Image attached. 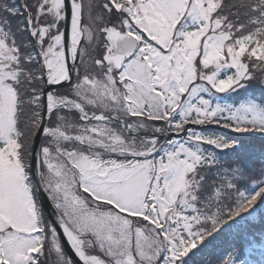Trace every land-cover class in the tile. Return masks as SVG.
<instances>
[{"label":"snow or ice","instance_id":"snow-or-ice-1","mask_svg":"<svg viewBox=\"0 0 264 264\" xmlns=\"http://www.w3.org/2000/svg\"><path fill=\"white\" fill-rule=\"evenodd\" d=\"M254 69L264 0H0V264H204L222 226L264 216V156L177 137L264 134V106L185 96Z\"/></svg>","mask_w":264,"mask_h":264},{"label":"trees","instance_id":"trees-1","mask_svg":"<svg viewBox=\"0 0 264 264\" xmlns=\"http://www.w3.org/2000/svg\"><path fill=\"white\" fill-rule=\"evenodd\" d=\"M234 2L250 6L253 0H234ZM243 18L244 15L242 14L241 19ZM253 73L256 78L242 82V86L234 87L225 93H215L223 107L238 108L240 105L249 102L264 106V76H261L255 69ZM188 129L198 133L220 136L230 143L232 147L223 149L215 146H203L207 152L212 153L220 160L235 159L238 154H253L255 158L264 156V135L261 133L254 131L237 133L218 125H189L185 132L189 133ZM185 136L187 137V134ZM185 136H181L179 140H185ZM171 138L170 135L166 139ZM256 167L258 169V165ZM258 180L259 174H255L250 179L243 181L239 187L246 194L253 195L262 186L257 183ZM257 205L264 206L261 205L259 199ZM216 235L218 239L209 246L204 257V264H208L213 255L224 259H229L231 255L235 264H264V216L249 210V213H242L229 224L222 226ZM208 239L211 240L212 238L209 237Z\"/></svg>","mask_w":264,"mask_h":264},{"label":"rangeland","instance_id":"rangeland-1","mask_svg":"<svg viewBox=\"0 0 264 264\" xmlns=\"http://www.w3.org/2000/svg\"><path fill=\"white\" fill-rule=\"evenodd\" d=\"M227 74L228 73H226V72H221L219 74L218 78H224ZM192 87L196 88L197 90H196L194 95H187L186 94L185 99L187 100L188 103L199 104V102L202 99H207L211 106H214V107L215 106H219V107H222V108H225V109H228V110L236 109V108H232V107H228V106L227 107H223L221 105V102L217 98V94H215L216 93L215 90L211 89L210 86L204 85L200 81H196ZM247 104H253V103L249 102V103H244L243 105H247ZM240 106H242V105H240ZM229 108H231V109H229ZM186 134L188 136L189 133H186Z\"/></svg>","mask_w":264,"mask_h":264}]
</instances>
